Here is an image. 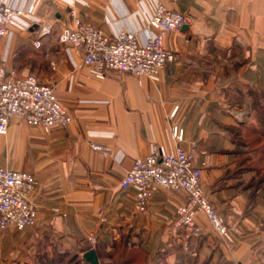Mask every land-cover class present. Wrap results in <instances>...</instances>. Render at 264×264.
Listing matches in <instances>:
<instances>
[{"label": "crops", "instance_id": "1", "mask_svg": "<svg viewBox=\"0 0 264 264\" xmlns=\"http://www.w3.org/2000/svg\"><path fill=\"white\" fill-rule=\"evenodd\" d=\"M5 1L25 9L33 4L35 12L0 39V62L15 76L35 75L51 85L72 117L51 131L15 117L0 134V166L31 172L39 181L33 201L47 226L37 236L78 243L96 234L108 243L127 233L137 247L162 254L165 264H264V209L256 205L246 213V185L254 175L237 164V129L254 116L249 95L264 96V0ZM160 6L194 21L165 37L176 58L156 80L113 70L98 78L80 52L58 40L75 18L111 37L128 31L142 39L154 32L150 21ZM175 126L184 130L181 144L173 137ZM92 143L111 151L104 155ZM179 145L203 167V185L234 230L232 246L224 245L204 214L199 235L174 229L186 192L158 190L140 212L134 189L121 188L136 160L156 147L173 152ZM15 237L24 235L10 229L4 239Z\"/></svg>", "mask_w": 264, "mask_h": 264}, {"label": "built area", "instance_id": "2", "mask_svg": "<svg viewBox=\"0 0 264 264\" xmlns=\"http://www.w3.org/2000/svg\"><path fill=\"white\" fill-rule=\"evenodd\" d=\"M34 12L33 4L25 9L0 0V39L10 34L11 26L18 19L25 15L32 16ZM192 22L190 14L160 6L150 21L154 32L147 33L142 39L128 31L111 37L101 29L75 18V26L63 29L58 40L80 52L84 64L91 67L98 78H104L107 71L113 70L156 80L176 58L174 52L165 46V37ZM50 31L46 29L44 33ZM35 46L40 47L41 42L35 41ZM15 117L31 126L43 127L46 131L66 126L72 121L51 85L40 81L35 75L15 76L0 62L1 135L7 134ZM173 137L181 144L185 139L184 130L175 126ZM91 146L104 155L111 151L104 144L92 143ZM202 176L203 167L197 165L193 153L182 146H177L173 152L156 147L147 157L134 162L120 186L122 189H134L136 209L140 212L147 210L158 190L184 191L187 201L176 211L172 223L174 229L199 234L202 227L198 217L204 214L218 235L231 240L230 230L204 193ZM38 185L37 177L31 172L0 167V232L10 228L22 231L40 223L39 211L33 201Z\"/></svg>", "mask_w": 264, "mask_h": 264}, {"label": "rangeland", "instance_id": "3", "mask_svg": "<svg viewBox=\"0 0 264 264\" xmlns=\"http://www.w3.org/2000/svg\"><path fill=\"white\" fill-rule=\"evenodd\" d=\"M21 68L23 69L24 67L22 66ZM249 96L251 97L252 113L254 116L250 124L245 127H241V139H243L244 142H247V146L241 145L242 151L239 156L240 160H238L237 164L238 167H245V170L250 169L248 170V172L250 171V173L252 172L254 175L253 179L246 185L249 189L246 199L248 201V212L246 213H249V211L253 212V209L256 205L257 210L263 213L264 208L262 207V203H264V136L262 134H264V125L263 123L259 122L261 112L255 105V96L258 98H262L264 96H260L258 92H254L253 94L251 93ZM240 115H243V111L240 112ZM255 127L258 128L259 132ZM237 139L239 140L238 136ZM206 186L203 185L204 193L212 203V193L210 191V187H208V185ZM212 205L215 208L216 212L223 218L226 226L230 230V233L232 235L231 240L224 239L219 235L224 245L230 247L236 241L234 230L229 226L225 217L217 210L213 203ZM46 226L47 224L44 223V221H40L37 226L30 227L26 231H19L15 229L16 235L19 236L23 234L24 238L15 237L12 240L9 239L8 241H6L4 237L10 231V229L13 228L1 231L0 264H84L82 262L84 254L89 251L91 246L98 245L100 241L96 234H89L83 242L78 241V243H74L65 237H58L53 234H46L42 238L41 236H37L39 235L40 231L43 230ZM126 235L127 233L122 234L120 236V239L116 241L118 242L116 245H113V238H109L108 243L102 244L105 247L103 249L104 251L101 248L99 249L97 247V256L99 258V261L101 260L100 264H165L162 254L154 255L148 253V251L140 248L139 246H131L126 248V251L123 250L122 244L128 239ZM114 246L117 247L116 250V247ZM113 251H115L116 254L110 257L109 254H111Z\"/></svg>", "mask_w": 264, "mask_h": 264}, {"label": "trees", "instance_id": "4", "mask_svg": "<svg viewBox=\"0 0 264 264\" xmlns=\"http://www.w3.org/2000/svg\"><path fill=\"white\" fill-rule=\"evenodd\" d=\"M263 100H264V97H256L255 96V105L257 106V108H258V110L261 112V117H259V122L260 123H263V125H264V103H263ZM261 118V119H260ZM262 125V124H261ZM256 128V127H255ZM253 130V129H252ZM256 130L258 131V128H256ZM256 131V132H257ZM241 132H242V128H240V129H238L237 130V136L239 137V140H238V144L241 146H247L246 144H247V142H244L243 141V139H241ZM255 132V131H254ZM259 132V131H258ZM264 133V132H263ZM263 136H264V134H262ZM249 143H251V142H249ZM248 143V144H249ZM253 143H254V141H253ZM118 242H114L113 243V245H116ZM103 243L102 242H100L99 241V244L97 245V247L100 249H104L105 247H104V245H102ZM122 246H123V250H125L126 251V248H128V247H137V245L136 244H134V243H131V241H130V239H127L126 241H124V243L122 244ZM96 247V253H97V250H98V248ZM114 247H116V246H114ZM117 249V247L115 248V250ZM88 250V249H87ZM89 250H91V248L89 249ZM104 251V250H103ZM116 253H115V251H113L111 254H109V256L110 257H112V256H114ZM82 262L84 263V264H91L89 261H87L84 257L82 258Z\"/></svg>", "mask_w": 264, "mask_h": 264}, {"label": "water", "instance_id": "5", "mask_svg": "<svg viewBox=\"0 0 264 264\" xmlns=\"http://www.w3.org/2000/svg\"><path fill=\"white\" fill-rule=\"evenodd\" d=\"M188 26H185L184 28H187ZM84 258L89 261L91 264H100L99 258L97 256V253L94 249H91L87 251L84 254Z\"/></svg>", "mask_w": 264, "mask_h": 264}]
</instances>
